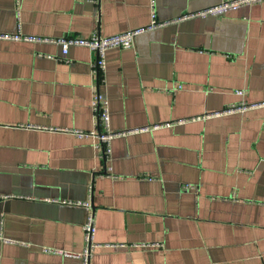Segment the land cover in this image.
Masks as SVG:
<instances>
[{
	"label": "crops",
	"instance_id": "0c3cea01",
	"mask_svg": "<svg viewBox=\"0 0 264 264\" xmlns=\"http://www.w3.org/2000/svg\"><path fill=\"white\" fill-rule=\"evenodd\" d=\"M149 1L20 0L18 31L0 0V264H80L42 249L82 251L88 199L91 264H264V1L155 0L154 27ZM95 29L139 32L106 53V165L66 131L94 129L93 53L57 43Z\"/></svg>",
	"mask_w": 264,
	"mask_h": 264
},
{
	"label": "built area",
	"instance_id": "2783aa9c",
	"mask_svg": "<svg viewBox=\"0 0 264 264\" xmlns=\"http://www.w3.org/2000/svg\"><path fill=\"white\" fill-rule=\"evenodd\" d=\"M92 2H98V0H89ZM264 0H220L219 4L213 8L200 11L192 16L206 18L209 16H223L229 12L236 11L245 6H251L262 2ZM149 6L151 10V18H152V26L156 25L155 23V0L149 1ZM14 10L16 15V25L19 31L21 27V8H20V0H14ZM138 31L126 32L120 35H115L112 37H101L99 32L95 29L92 31L90 37L86 40H81L77 37H66L64 39H60L57 43L61 46V51L63 55L68 53V49L72 45L76 46H84L87 47L94 56L92 61L91 69L92 75L94 78L93 83V95L91 100V108L93 110V126L94 129L91 132L84 133L80 130H66L67 132L76 134L80 137H94L97 140L95 145L96 149L99 151V157L105 163V165L110 160L111 155V141L116 136L110 130V117H109V109L108 102L103 97V95L99 92V86L104 84V70L106 67V53L107 51L120 48V49H130L133 46L134 39L138 34ZM14 40L21 39L20 33L14 35L13 37H9ZM169 126V125H166ZM111 171L110 167H106L105 173H109ZM110 174V173H109ZM92 187L89 186V197L91 194ZM194 188L189 186H184L185 191L192 190ZM4 198L0 196V199ZM68 205H75L83 207L87 212V218L85 223L82 226L83 233V249L79 253H69L57 251L49 248H43L42 251L46 254H57L66 258H74L79 260L80 264H91V259L93 255V250L95 248L94 244V235L96 233L95 227V217L91 207V200L88 199L85 202L81 203H73V202H63Z\"/></svg>",
	"mask_w": 264,
	"mask_h": 264
}]
</instances>
